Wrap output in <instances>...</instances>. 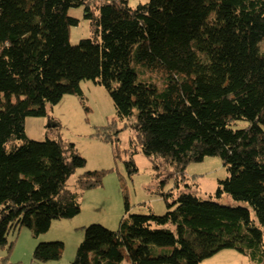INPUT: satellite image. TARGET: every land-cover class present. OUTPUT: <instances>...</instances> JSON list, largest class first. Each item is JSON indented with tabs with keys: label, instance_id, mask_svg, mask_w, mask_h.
<instances>
[{
	"label": "trees",
	"instance_id": "trees-1",
	"mask_svg": "<svg viewBox=\"0 0 264 264\" xmlns=\"http://www.w3.org/2000/svg\"><path fill=\"white\" fill-rule=\"evenodd\" d=\"M78 6L93 37L72 45L70 28L80 20L69 9ZM86 79L107 88L123 121L117 131L96 132L116 155L113 135L136 111L131 141L145 156L163 158L177 178L189 163L220 156L229 176L217 195L250 207L191 192L173 202L164 193V215L132 214L126 203L117 229L84 227L71 264H123L124 248L131 264H200L228 248L264 264V0L137 7L129 0H0V249L12 251V230L27 226L39 235L53 220L76 216L83 192L102 184L104 169L86 171L69 188L86 158L74 143L26 132L28 116H47V104L82 95ZM238 120L248 125L233 128ZM127 167L137 170L133 160ZM64 249L61 241L40 242L33 258L58 260Z\"/></svg>",
	"mask_w": 264,
	"mask_h": 264
},
{
	"label": "rangeland",
	"instance_id": "rangeland-1",
	"mask_svg": "<svg viewBox=\"0 0 264 264\" xmlns=\"http://www.w3.org/2000/svg\"><path fill=\"white\" fill-rule=\"evenodd\" d=\"M147 1L129 0V3L132 7H137ZM69 15L80 20L78 25L70 28L72 45H77L83 38L93 37L90 21L84 17V6L71 7ZM148 77V73L142 74V78ZM152 78L161 86L158 73H154ZM81 89L82 95L67 94L59 103L47 104V116H28L26 132L30 139L37 141L49 138L74 143L79 154L86 158V165L77 168L68 179L69 188L76 190L78 178L86 171L104 169L107 172L102 184L83 192L79 214L72 218L53 220L48 231L35 235L27 226L12 230L8 239L10 243L14 242V247L11 252H8V248L0 249V264H71L84 240V227L101 224L109 229H117L126 214V203L129 204V212L132 214H149L153 211L157 215H164L168 208L164 193H172L168 202L175 201L183 192H191L202 199L250 207L247 202L235 200L226 192L217 195L220 181L229 176L220 156H207L202 161L189 163L184 174L178 175L179 178L174 174V167L163 158L145 156L140 147L131 141L135 136L131 123L136 120V111L129 120L126 119L127 127L113 135L118 139L116 142L119 145L116 155L111 141L103 140L96 134L99 129L107 130L110 126L114 131L122 128L123 121L117 120L116 108L109 91L91 79L82 81ZM247 125V121L238 120L233 128ZM130 160H133L136 171L130 172L128 169L127 162ZM251 210L255 217L253 209ZM49 241H61L65 244L62 257L58 260L35 261L33 255L37 244ZM124 253L126 257L123 264H131L127 248H124ZM200 264L253 262L248 254L228 248L204 259Z\"/></svg>",
	"mask_w": 264,
	"mask_h": 264
},
{
	"label": "crops",
	"instance_id": "crops-1",
	"mask_svg": "<svg viewBox=\"0 0 264 264\" xmlns=\"http://www.w3.org/2000/svg\"><path fill=\"white\" fill-rule=\"evenodd\" d=\"M151 212H153V211H151ZM120 224V223H119Z\"/></svg>",
	"mask_w": 264,
	"mask_h": 264
}]
</instances>
